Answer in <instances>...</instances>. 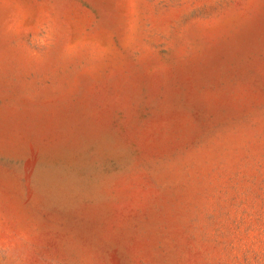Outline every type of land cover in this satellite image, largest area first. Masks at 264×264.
<instances>
[{"label": "rangeland", "instance_id": "rangeland-1", "mask_svg": "<svg viewBox=\"0 0 264 264\" xmlns=\"http://www.w3.org/2000/svg\"><path fill=\"white\" fill-rule=\"evenodd\" d=\"M0 264H264V0H0Z\"/></svg>", "mask_w": 264, "mask_h": 264}]
</instances>
